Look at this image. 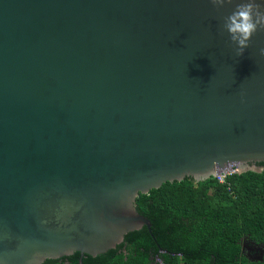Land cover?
<instances>
[{
    "label": "water",
    "instance_id": "95a60500",
    "mask_svg": "<svg viewBox=\"0 0 264 264\" xmlns=\"http://www.w3.org/2000/svg\"><path fill=\"white\" fill-rule=\"evenodd\" d=\"M241 2L0 0V264L105 254L150 233L138 195L257 170L264 31L237 56L223 29Z\"/></svg>",
    "mask_w": 264,
    "mask_h": 264
},
{
    "label": "trees",
    "instance_id": "16d2710c",
    "mask_svg": "<svg viewBox=\"0 0 264 264\" xmlns=\"http://www.w3.org/2000/svg\"><path fill=\"white\" fill-rule=\"evenodd\" d=\"M256 169L222 184L185 178L140 194L136 211L150 222V233L130 232L96 257L74 253L42 264H264V256L245 255L247 246L264 245V162Z\"/></svg>",
    "mask_w": 264,
    "mask_h": 264
},
{
    "label": "clouds",
    "instance_id": "9594fccd",
    "mask_svg": "<svg viewBox=\"0 0 264 264\" xmlns=\"http://www.w3.org/2000/svg\"><path fill=\"white\" fill-rule=\"evenodd\" d=\"M216 11L225 5L232 4L233 0H209ZM223 29L229 34L230 41L236 46V55L242 56L250 47L252 37L258 31H264V10L257 0H243L238 3L229 15L223 18ZM264 55V48L260 49Z\"/></svg>",
    "mask_w": 264,
    "mask_h": 264
},
{
    "label": "built area",
    "instance_id": "2783aa9c",
    "mask_svg": "<svg viewBox=\"0 0 264 264\" xmlns=\"http://www.w3.org/2000/svg\"><path fill=\"white\" fill-rule=\"evenodd\" d=\"M243 171H241L239 168L237 169H234L232 171H230L229 173L225 174V175H221V176H218V177H214L218 183L222 184L224 183L225 179L228 177V176H231V175H234V174H241Z\"/></svg>",
    "mask_w": 264,
    "mask_h": 264
},
{
    "label": "flooded vegetation",
    "instance_id": "af4514ba",
    "mask_svg": "<svg viewBox=\"0 0 264 264\" xmlns=\"http://www.w3.org/2000/svg\"><path fill=\"white\" fill-rule=\"evenodd\" d=\"M251 166L256 167V164H252ZM251 247L253 248L254 246H251ZM245 248H246V247H245ZM242 252L244 253V250H243ZM245 255H246V257H247L249 260H251V261H254L255 258L257 257V255L254 254V253H252V252H250V251L248 250V248H246ZM256 261H257V260H256Z\"/></svg>",
    "mask_w": 264,
    "mask_h": 264
},
{
    "label": "rangeland",
    "instance_id": "374dc122",
    "mask_svg": "<svg viewBox=\"0 0 264 264\" xmlns=\"http://www.w3.org/2000/svg\"><path fill=\"white\" fill-rule=\"evenodd\" d=\"M241 171H244L243 169H240Z\"/></svg>",
    "mask_w": 264,
    "mask_h": 264
}]
</instances>
